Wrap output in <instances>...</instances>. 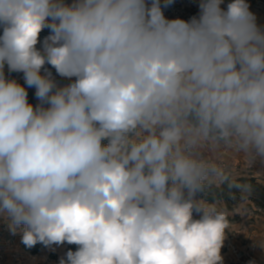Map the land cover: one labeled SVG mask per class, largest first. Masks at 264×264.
Returning a JSON list of instances; mask_svg holds the SVG:
<instances>
[{
    "label": "clouds",
    "instance_id": "clouds-1",
    "mask_svg": "<svg viewBox=\"0 0 264 264\" xmlns=\"http://www.w3.org/2000/svg\"><path fill=\"white\" fill-rule=\"evenodd\" d=\"M173 3L0 0V221L26 248L223 264L229 221L207 193L228 179L221 149L264 163V27L246 0H199L188 20Z\"/></svg>",
    "mask_w": 264,
    "mask_h": 264
},
{
    "label": "rangeland",
    "instance_id": "rangeland-1",
    "mask_svg": "<svg viewBox=\"0 0 264 264\" xmlns=\"http://www.w3.org/2000/svg\"><path fill=\"white\" fill-rule=\"evenodd\" d=\"M66 2L70 3L71 0H66ZM246 2L252 10H255L256 13L264 17L263 1L246 0ZM48 34V30L42 31L40 39L42 40ZM52 71L55 75L54 70ZM5 72L7 74V69H5ZM11 76L22 85L24 84L22 73H12ZM57 79L59 80L60 77H57ZM63 82L66 83L67 81ZM27 90L29 102L35 105L37 103L34 96L35 90L32 88ZM216 158L228 178H253L260 187L264 188V163L257 161L251 165L242 155L228 149H221L216 154ZM223 183H216L212 187L220 188ZM239 192L237 196L231 197L229 201L222 199L213 203L217 205L220 211L225 213L229 221V228L232 226L235 230H245L251 235L255 231V234L261 233L264 236V217L255 218L257 212L254 211L255 209H260L264 213V201L259 199V192L251 194L249 191L246 192L242 189ZM208 193L207 198L210 199ZM255 220L258 221V224H256L257 222L254 223ZM251 224H256V226L250 228ZM37 246H41V250L38 253H34ZM53 247L54 251L37 244L35 247L28 249L21 243L20 234L12 235L8 231L6 224L0 221V264H59L60 258L68 250H76V245H69L67 243L60 246L54 245Z\"/></svg>",
    "mask_w": 264,
    "mask_h": 264
},
{
    "label": "built area",
    "instance_id": "built-area-1",
    "mask_svg": "<svg viewBox=\"0 0 264 264\" xmlns=\"http://www.w3.org/2000/svg\"><path fill=\"white\" fill-rule=\"evenodd\" d=\"M198 2L199 0H174L171 6L163 9V12L168 19L188 20L199 12ZM254 211L257 212L255 218L264 217L262 210L255 209ZM254 223L258 224V221L255 220ZM256 224H251L250 228ZM254 240L262 242L264 236L261 233L255 234V231L251 235L245 230H235L231 226L227 230L223 247L220 250L223 264H249L250 261H255V264H264V249L254 247Z\"/></svg>",
    "mask_w": 264,
    "mask_h": 264
},
{
    "label": "trees",
    "instance_id": "trees-1",
    "mask_svg": "<svg viewBox=\"0 0 264 264\" xmlns=\"http://www.w3.org/2000/svg\"><path fill=\"white\" fill-rule=\"evenodd\" d=\"M264 2V0H261ZM230 185H248L250 187L249 192L251 194H255L259 192V199L264 201V188L260 187L253 178L241 177L237 179L228 178L220 188L212 187L209 190L208 197L209 200L212 202L218 200H226L229 201L231 197L237 196L241 190L239 187L231 186ZM41 250V246H37L34 250V253H38Z\"/></svg>",
    "mask_w": 264,
    "mask_h": 264
},
{
    "label": "crops",
    "instance_id": "crops-1",
    "mask_svg": "<svg viewBox=\"0 0 264 264\" xmlns=\"http://www.w3.org/2000/svg\"><path fill=\"white\" fill-rule=\"evenodd\" d=\"M231 2V0H224V5H222V7H225L227 3ZM249 10L255 14L256 18H257V23L258 25L264 27V17L263 16H260L259 13H256L255 10H252L250 7H249ZM198 15V13L196 14Z\"/></svg>",
    "mask_w": 264,
    "mask_h": 264
}]
</instances>
